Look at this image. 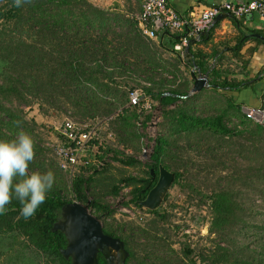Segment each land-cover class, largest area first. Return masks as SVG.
<instances>
[{
    "label": "trees",
    "instance_id": "1",
    "mask_svg": "<svg viewBox=\"0 0 264 264\" xmlns=\"http://www.w3.org/2000/svg\"><path fill=\"white\" fill-rule=\"evenodd\" d=\"M131 15L120 10L117 3L105 9L92 0H31L20 7L15 6L14 0H0V139H12L21 130L30 134L28 122L21 110L13 108L14 104L47 105L56 110L65 106L92 120L98 115L110 119L112 128L117 125L113 131L121 145L139 154L143 135L138 123L149 117L144 116L140 106L129 105V94L141 89L145 98L157 103L163 112L158 126L161 135L155 141L148 165L109 145H101L96 155L88 156L89 164L71 179L60 168L57 158V172L52 165L47 168L41 157L43 151L35 145L36 155L29 172L51 170L55 183L34 216L22 217L15 197L7 205L6 214L0 215V264H71L60 254L66 246L65 237L59 231L52 232L62 207L72 202L88 204L98 218L112 217L114 213L104 198L116 199L123 189H128L130 199L126 205L142 209L139 203L155 186L160 166L174 175L173 187L196 191L200 202L207 206L209 247L199 249L184 239L178 252L173 251L164 238L158 237V223L177 233L180 227L172 226L170 212L160 207L148 210L154 216L150 228H130L148 242L143 245L144 254L136 251L138 245L133 240L122 237L121 226L114 230L103 228L106 235L123 242L129 254L125 264H264V129L242 115L240 107L226 95L249 88L247 68L254 48L248 49L247 60H243L241 51L248 42L255 47H264V42L242 34L233 48L220 42L212 44L206 54L199 46L211 41L212 28L199 41H191L181 62L188 69L195 67L208 75L209 89L188 96L191 83L180 79L177 59L167 71L173 81L158 74L163 67V51L180 56L173 49L180 38L163 32V38L160 35L157 42L149 41ZM161 38H166L170 45L164 47ZM227 54L243 61L240 74L222 64ZM240 75L242 79L237 78ZM220 99L222 103L215 106ZM201 108L215 114L196 115ZM231 119L237 120L233 128L227 126ZM182 136L188 140L195 138L197 141L189 140L187 147L196 143L197 148L201 146L199 142L208 143L206 138L223 147L228 140L242 137L239 155L248 163L220 176L218 186L204 192L183 168L172 169L168 162ZM54 143L66 144L59 135ZM218 149L221 148L214 149L209 144V150ZM228 155L221 157L224 164ZM108 156L109 161L98 169L96 163ZM111 162L128 168L141 167V176L107 181ZM89 171L90 176L85 177ZM164 198L166 202V195ZM159 246L169 249L170 256L158 254ZM98 264H105L101 256Z\"/></svg>",
    "mask_w": 264,
    "mask_h": 264
},
{
    "label": "rangeland",
    "instance_id": "2",
    "mask_svg": "<svg viewBox=\"0 0 264 264\" xmlns=\"http://www.w3.org/2000/svg\"><path fill=\"white\" fill-rule=\"evenodd\" d=\"M93 3L98 4L102 8H112L113 3L110 0H92ZM130 6H134V0H128ZM121 10V9H120ZM123 11L129 13L130 11L124 9ZM237 39H232L228 41H223L226 44L227 48H233L236 44ZM155 42V40H154ZM248 44H246L243 48V60H247L249 56ZM162 70L158 73L160 77L165 78L167 81H173L169 77V73L172 68V65H175L176 61L173 59L167 58L164 54L162 56ZM222 64H228L231 66L232 71L239 72V69H242V62H239L238 59L231 56V54H227L222 61ZM181 66V65H180ZM164 69V70H163ZM188 70V69H186ZM185 72V71H184ZM180 79L183 78L187 80V75L183 76V72L180 70ZM157 78H160L156 76ZM197 95V94H196ZM223 99L216 100L215 106L218 103H222ZM200 107V106H199ZM14 109H19L22 111V115L24 119L28 122L30 136L34 140V144L38 146L42 151V159L44 161V165L46 167H50L52 165V169L55 170L56 165V157L52 153L51 150L47 148V144L54 143L57 137L56 129L62 123L65 118H71L74 122L86 126L92 127L95 129V134L98 135L97 138L102 145H109L113 147L114 150L123 152L127 156L135 157L140 159V153L137 154V151L124 148L123 145L118 140V135L116 136L114 128H116V124L114 127L111 126V120L98 115V118L90 119V117L82 116L80 113H77L75 110L68 109V107L60 106L59 110L51 109L47 105H37L34 104L31 107L18 106L16 104L13 105ZM170 108V107H169ZM213 110V109H212ZM162 111H161V120L162 122ZM215 113L213 111H205L202 110L196 115L205 117L206 115L211 116ZM241 114L244 113L241 110ZM110 120V121H109ZM109 121V122H108ZM159 123V124H160ZM237 125V120L231 119L227 124L229 128H233ZM160 126V125H159ZM160 129V128H159ZM140 133L144 135L143 128L140 129ZM161 135L160 130L158 132V136ZM157 136V137H158ZM206 143L199 142L201 144L200 147H196V143H191L190 147H187L189 140L196 142L195 138L190 137V139L181 138L178 139V148L168 157L170 162V166L173 169L175 166L177 168H183L186 172L189 179L193 182L198 181L200 183V188L202 191L207 192L209 189H214L218 186V178L226 173L231 172V170H238L242 167H245L248 163L247 160H243L240 158L239 150L240 144L244 143V139L241 137H234L231 140H228L222 146H219L221 149L211 151L210 147L216 149L219 148L216 144L213 143V140L206 138ZM210 142V143H209ZM120 143V144H119ZM195 146V147H194ZM143 147V146H142ZM130 149V150H129ZM142 151V150H141ZM224 153H228V157L226 164L223 163L221 157ZM150 154L145 158V165L150 163L148 160ZM249 157V156H248ZM250 158V157H249ZM224 159V160H225ZM233 159V160H232ZM111 169L109 171V180L119 179L121 176H141V167H124L119 165L116 162H111ZM57 172V170H55ZM240 172V171H239ZM196 183V185H198ZM167 200L164 202V199L161 203V208L166 209L170 212L172 226H179V232L173 230L172 227H167L160 222L158 223V237H162L166 240L167 245H170V248L173 251L178 252L180 249V243L186 240L187 243L191 244L193 247H197L199 249H206L209 247L207 237V228L206 223L208 221V208L205 204L200 202V197H198L197 192L191 189L186 188L182 190L178 186H171V188L166 193ZM69 198H71L69 196ZM91 198V197H90ZM129 190L123 189L118 198H104L105 204L109 207L111 211H113L112 217H97L91 209H89L90 213L96 217L100 223L103 225V228H109L114 230L119 226L122 227V237H129L133 240L134 244H137L138 247L136 251L139 254H144L142 248L143 245H148V242L145 241L144 238L140 237V234L137 232H131V227H140L142 229H147L151 227V222L154 220V216L151 215L147 209H138L133 205H126L129 201ZM121 234L119 233V236ZM185 235V236H184ZM187 237V238H184ZM130 240V241H131ZM158 254L161 256H170L171 252L167 248H163V246H159L156 248Z\"/></svg>",
    "mask_w": 264,
    "mask_h": 264
},
{
    "label": "built area",
    "instance_id": "3",
    "mask_svg": "<svg viewBox=\"0 0 264 264\" xmlns=\"http://www.w3.org/2000/svg\"><path fill=\"white\" fill-rule=\"evenodd\" d=\"M134 1L139 5L140 10L132 14L130 18L137 22L142 36L149 41H154L163 32L177 35L180 42L173 49L180 54L181 58H183L184 48L191 41H199L200 37L211 29L214 20L222 14L238 21L258 17L264 30V0H248L244 3L225 2L206 8L191 18L183 17L169 5L167 0ZM129 105L140 106L144 116L149 117L146 122L141 118L138 123L139 130L143 128L144 135L142 134L143 147L140 159H136L144 165L145 158L153 153L162 109L157 103L146 99L141 89H136L129 94ZM242 112L252 123L264 129V93L257 107L244 108ZM56 132L66 144L49 143L46 146L60 161V168L72 179L80 168L89 164L88 156L96 155L98 147L102 144L94 128L80 125L68 117L62 121ZM109 158L110 156L96 163V167L101 168L109 161ZM150 158L151 156L148 160ZM90 174L91 171L87 172L85 177Z\"/></svg>",
    "mask_w": 264,
    "mask_h": 264
},
{
    "label": "water",
    "instance_id": "4",
    "mask_svg": "<svg viewBox=\"0 0 264 264\" xmlns=\"http://www.w3.org/2000/svg\"><path fill=\"white\" fill-rule=\"evenodd\" d=\"M225 18L230 17L226 14L218 16L213 25ZM250 37L264 42V37L259 34H252ZM187 52L188 46L184 48V53ZM191 76L193 87L188 96L196 95L203 89L209 88L207 75H201L193 69ZM151 173L153 174V170ZM173 181L174 175L160 166L157 182L145 200L139 203L140 206L149 211L159 210ZM58 231L66 240V246L60 250V254L66 261L70 260L71 264H98L99 255L104 259L105 264H125L129 256L120 239L104 233L103 225L90 213L88 204L72 202L63 206L60 219L52 228V232Z\"/></svg>",
    "mask_w": 264,
    "mask_h": 264
},
{
    "label": "crops",
    "instance_id": "5",
    "mask_svg": "<svg viewBox=\"0 0 264 264\" xmlns=\"http://www.w3.org/2000/svg\"><path fill=\"white\" fill-rule=\"evenodd\" d=\"M98 1V0H96ZM113 4L117 3L120 9L123 11L124 9L129 10V14L138 13L140 8L139 5L135 2L134 6H130L128 0H110ZM169 5L175 9L179 14L183 17L191 18L195 15H198L206 8L214 7L221 3L230 2V3H244L248 0H167ZM211 30V41L206 45L199 46L200 49L206 54L210 53V48L212 44H217L223 41H228L232 39H237L240 35H252L249 33L255 32L253 34H259L261 36L264 35L263 24L258 17H253L247 20H240L237 22L233 21L231 18H225L215 25H213ZM163 38L162 33L157 37ZM203 36V35H202ZM264 37V36H263ZM164 42V47L170 45V42L167 39H162ZM157 42V39L155 40ZM248 48H254V53L251 55L250 64L247 68L248 76L247 79H251L249 88L242 90L240 92H227L226 95L232 102V104L240 107L241 110L249 107H257L260 104L261 97L264 93V47L256 46L252 42L247 43ZM195 47V46H194ZM243 50V49H242ZM163 54L173 60H178L179 69L183 72V76L187 75V80L190 81V87H193V79L191 76V72L195 69V72H198L196 68L192 67L190 69L186 68L184 64H182V58L180 56L173 55L171 53H167L163 51ZM243 54V51H241ZM163 56V55H162ZM213 64L212 61L209 63ZM181 65V66H180ZM188 69V70H186ZM239 69V74H240ZM185 71V72H184ZM238 74L237 71H234ZM201 74V73H200ZM204 75V74H201ZM180 77V76H179ZM208 77V75H207ZM238 79H242V76H238ZM186 79V77H185ZM209 88L203 89V91L208 90ZM191 90V89H190ZM190 93V92H189ZM199 94V93H198Z\"/></svg>",
    "mask_w": 264,
    "mask_h": 264
},
{
    "label": "clouds",
    "instance_id": "6",
    "mask_svg": "<svg viewBox=\"0 0 264 264\" xmlns=\"http://www.w3.org/2000/svg\"><path fill=\"white\" fill-rule=\"evenodd\" d=\"M30 2L14 0L16 7ZM16 123L19 127V121ZM35 155L34 140L23 130L12 139H0V215L6 214L13 197L19 201L20 215L25 219L34 216L45 202L55 183V175L51 170L29 172Z\"/></svg>",
    "mask_w": 264,
    "mask_h": 264
},
{
    "label": "flooded vegetation",
    "instance_id": "7",
    "mask_svg": "<svg viewBox=\"0 0 264 264\" xmlns=\"http://www.w3.org/2000/svg\"><path fill=\"white\" fill-rule=\"evenodd\" d=\"M99 256H100V255H99ZM99 256H98V257H99Z\"/></svg>",
    "mask_w": 264,
    "mask_h": 264
}]
</instances>
